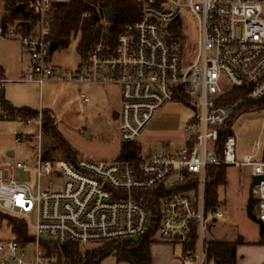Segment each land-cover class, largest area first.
<instances>
[{
    "label": "built area",
    "instance_id": "2783aa9c",
    "mask_svg": "<svg viewBox=\"0 0 264 264\" xmlns=\"http://www.w3.org/2000/svg\"><path fill=\"white\" fill-rule=\"evenodd\" d=\"M61 1L68 0H34L38 19L28 31L22 24L0 19V38L18 41L31 57L32 67L24 81L40 86L48 82L121 85L123 103L118 118L123 142L137 141L160 109L183 101L180 97L184 95L196 115L184 126L186 142L180 151L152 150L141 154L138 164L45 158L41 133L30 157L1 160L0 211L25 221L33 240L22 245L16 238L0 239V264H45L43 239L98 245L141 238L151 224L143 192L191 179L197 181V188L161 200L157 236L183 245L195 239V252L185 257L204 264L206 233L225 217L221 208L206 207L207 168L247 166L253 178L264 177L261 141L253 153L240 155L233 132L226 136L219 154L224 125L245 99L264 96V0H138L141 17L115 37L110 19L104 17L97 40L85 57L80 55L81 62L74 69L58 67L52 60L53 5ZM98 6L105 4L101 1ZM183 9L198 24L191 62L178 23ZM80 34L75 36L78 43ZM249 82L254 87L244 98L219 104L232 88ZM39 125L42 131V118ZM24 140L25 135L16 137L17 143ZM16 169L31 173L32 182L18 180ZM175 175L176 181L167 184ZM252 195L256 216L264 224V178L252 184ZM30 245L35 252L26 261Z\"/></svg>",
    "mask_w": 264,
    "mask_h": 264
},
{
    "label": "rangeland",
    "instance_id": "374dc122",
    "mask_svg": "<svg viewBox=\"0 0 264 264\" xmlns=\"http://www.w3.org/2000/svg\"><path fill=\"white\" fill-rule=\"evenodd\" d=\"M1 13V11H0ZM179 26L183 32L187 59L191 62L195 56L198 38V24L193 15L183 9L179 19ZM74 37L68 47H59L53 51L52 60L55 65L63 69H74L81 62L78 51V41ZM16 64V63H15ZM19 66L27 69L29 59L23 55ZM10 78H21L20 73H10ZM7 90L12 101L18 105H28L35 109H49L56 121L57 131L69 147L76 153L77 159L98 162H111L118 160L123 140L120 133V120L117 114L122 109V87L119 84H96L74 82H48L42 89L39 85L29 82H7ZM89 99L84 101L83 97ZM196 115L194 106L184 101L176 100L160 109L154 119L147 125L138 141L142 145V154L152 150L167 148L168 152L180 151L185 145L184 126L187 121ZM30 119L18 127L20 135H25L24 142H16V134L11 125L0 123V157L5 150L4 146H11L15 152V159L24 155L31 156L38 148L42 134V145L48 137L40 129L39 121ZM233 131L237 136L238 152L248 154L254 152L256 142L264 143V110L250 111L239 115ZM7 158V155H5ZM224 186L219 187V199L225 217L216 225L211 226L206 237L213 236L218 239L231 238L237 231L247 239H256L259 226L249 215L247 205L251 198L253 177L250 167L228 166ZM18 180L26 179L32 182L33 177L26 175L22 170H15ZM178 175L166 180L167 184L176 181ZM10 219L21 220L0 211V239H14L15 235L8 225ZM23 221V220H22ZM48 240V239H44ZM98 245H84V249H91ZM182 245L176 244L181 250ZM35 247L27 248L26 261L34 256ZM44 261V259H43ZM45 264H47L45 262ZM102 264H130L118 261L116 255L106 257Z\"/></svg>",
    "mask_w": 264,
    "mask_h": 264
},
{
    "label": "trees",
    "instance_id": "16d2710c",
    "mask_svg": "<svg viewBox=\"0 0 264 264\" xmlns=\"http://www.w3.org/2000/svg\"><path fill=\"white\" fill-rule=\"evenodd\" d=\"M34 0H0V19L11 25L22 24L25 30L35 24L38 14L32 2ZM103 1L104 8L111 10V34L115 37L119 35L125 27L141 17L140 4L138 0H68L54 3L53 19V41H56L59 47H68L72 39L80 32L78 44L79 54L85 57L98 38L100 21L106 17L105 9L100 8L98 3ZM23 4V9L18 6ZM88 12L87 16L84 14ZM264 79V75L262 77ZM254 84L249 82L240 87H234L221 98L219 104H231L240 98H244ZM189 105L187 96L180 97ZM2 117L7 119H17L27 121L37 119L42 116V130L44 136L48 137L42 145L45 158L66 159L72 162L77 161L76 153L69 145L60 138L57 131L56 121L53 113L49 109L42 111L28 106L16 107L11 104L4 94L0 95ZM264 110V96L258 100L245 99L236 110L231 119L221 130V139L219 143V154L221 146L228 134L233 133V125L239 115L250 111ZM142 154V145L137 140L134 142H123L121 155L118 160H130L135 164L140 162ZM226 165H212L207 168L206 184V207L207 209H218L221 207L219 199V187L224 186L226 181ZM196 180L191 179L188 183H181L177 186L167 187L164 184L143 192L142 200L147 204L151 224L148 233L137 239H131L123 242H108L98 244L91 249H84L78 243L59 244L50 240H42L44 263L47 264H102L103 260L111 254L117 256L118 261H126L130 264H152V254L150 245L157 236V230L160 222L161 200L170 194L197 188ZM255 199L250 198L247 211L248 215L257 222L261 240L264 242V224L260 222L254 214ZM15 238L22 244L27 245L33 240L29 228L25 221L10 219L8 224ZM244 238L238 236L236 240H206L205 256L215 260L216 264H236V248L240 243H244ZM196 249L195 239L188 245H185V253L192 254Z\"/></svg>",
    "mask_w": 264,
    "mask_h": 264
},
{
    "label": "crops",
    "instance_id": "0c3cea01",
    "mask_svg": "<svg viewBox=\"0 0 264 264\" xmlns=\"http://www.w3.org/2000/svg\"><path fill=\"white\" fill-rule=\"evenodd\" d=\"M23 55L29 59L30 65L27 67L26 70H24V68L22 66H19L18 64L19 61H22ZM31 67H32L31 57L23 49L22 45L18 41L0 38V95L4 94L6 99L16 107H24L28 105H23V106L16 105L12 101V96H10L9 91L7 90L6 83L11 82V81L17 82V83L23 82L24 75L31 69ZM16 72L20 73L21 78L19 77L15 80V78L9 77L10 73H16ZM24 82H29V81H24ZM29 83H35L39 85L36 82H29ZM43 86L39 85L40 89H42ZM28 107H31V106H28ZM36 110L42 111V109H36ZM27 121L3 118L1 103H0V123L11 125L10 129L14 130V134L19 136L20 134L18 131V127L22 126ZM4 148L5 150L1 154L0 161L3 159H6L5 155H7V158L15 157V152L12 150L11 146L5 145ZM251 153H248V154H251ZM240 155H246V154H240ZM263 157H264V154H263ZM251 198L254 199L252 195V188H251ZM254 214L256 215L255 204H254ZM219 221L214 223V225L219 223ZM258 234L259 235L256 239H247L244 235H242L241 233L237 231V233L232 235V237L229 239L227 238L218 239L213 236H208L207 240L233 241V240H236L238 236H242L245 242L237 245L236 264H264V242L263 243L259 242L261 240V237H260V233ZM178 243L179 242L177 241H166V240L161 239L159 236H156L154 241L150 245V250L152 254V264H199L195 259L185 257L186 255L185 245L179 243L182 245V248L181 250H177L176 244ZM204 264H216V262L214 259L212 258L208 259L205 256Z\"/></svg>",
    "mask_w": 264,
    "mask_h": 264
},
{
    "label": "water",
    "instance_id": "95a60500",
    "mask_svg": "<svg viewBox=\"0 0 264 264\" xmlns=\"http://www.w3.org/2000/svg\"><path fill=\"white\" fill-rule=\"evenodd\" d=\"M23 8H24V5L23 4H21V5L18 6V9H23ZM105 15H106L107 18L111 17V15H112L111 10L108 9V8H106L105 9ZM58 46H59L58 43L56 41H53L52 42L51 49L52 50H55ZM263 178H264L263 176L254 177L253 178V181H252V184L253 185L258 184Z\"/></svg>",
    "mask_w": 264,
    "mask_h": 264
},
{
    "label": "flooded vegetation",
    "instance_id": "af4514ba",
    "mask_svg": "<svg viewBox=\"0 0 264 264\" xmlns=\"http://www.w3.org/2000/svg\"><path fill=\"white\" fill-rule=\"evenodd\" d=\"M117 117H118V114H117Z\"/></svg>",
    "mask_w": 264,
    "mask_h": 264
}]
</instances>
